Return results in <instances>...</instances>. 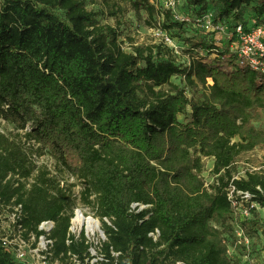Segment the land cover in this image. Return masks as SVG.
I'll list each match as a JSON object with an SVG mask.
<instances>
[{"label": "trees", "instance_id": "obj_1", "mask_svg": "<svg viewBox=\"0 0 264 264\" xmlns=\"http://www.w3.org/2000/svg\"><path fill=\"white\" fill-rule=\"evenodd\" d=\"M123 1L138 20L167 9L160 27L177 41L180 62L166 45L130 46L88 0H0V120L19 138L0 133V213L22 205L25 237L39 238L53 221L52 258L63 263L88 255L85 235L70 228L75 209L89 207L106 236L99 264H242L231 226L241 222L235 234L248 239V225L264 220L256 209L251 219L235 216L227 189L264 209V169L232 182L242 157L264 148V75L230 46L238 26H264V0H179L175 9L193 21L175 20L163 0ZM111 6L112 17L123 13ZM188 26L202 34L173 35ZM204 158L213 162L210 184ZM0 264H22L1 241Z\"/></svg>", "mask_w": 264, "mask_h": 264}, {"label": "built area", "instance_id": "obj_2", "mask_svg": "<svg viewBox=\"0 0 264 264\" xmlns=\"http://www.w3.org/2000/svg\"><path fill=\"white\" fill-rule=\"evenodd\" d=\"M178 4L179 0L165 1V5L167 8L175 9ZM216 29H219V27L212 28L211 30L215 31ZM235 36L236 40L232 42L230 50L236 53L239 59H241V61H243L246 66L250 67L257 73L264 75V26H256L250 31H246L243 26H238ZM165 37V39L167 40V44L173 43L174 41V45L170 48L174 50V57H176L178 62H180V60L183 58L181 50L177 46V41L171 39L166 35ZM209 83H212L211 80H209ZM247 170L260 171L261 169L250 168ZM247 170L237 173L233 177L232 182L244 177ZM80 190L81 187H77V196L79 195ZM227 192L228 199L232 203V208L234 210L235 216H237L241 220L251 219L252 211L254 209L261 212L264 210L260 208L256 203L251 202L252 196L250 195V193L237 190V188L233 184L229 186ZM138 206L139 205H134V208ZM145 208L147 207L140 206L139 211ZM83 210V208L75 209L70 228V233L76 238H79L82 233L85 235L87 244L89 245V249L88 255H86L83 260H80L78 257L72 256L71 254H69V256L71 257L70 260L64 263L60 260H54L52 258L51 249L53 247L54 241L50 238V234L55 228V223L53 221H46L40 225L39 230L43 234L39 238H37L33 234H28L27 237H25V230L20 224V222L23 220L22 205H15L13 206L11 211L4 212L3 214L0 213V241L8 251L14 253L17 262L22 264H99L106 260L105 255L102 254V244L106 241V236L102 230V223L100 222V220L95 218L92 214L86 215ZM78 217H81V219L78 220ZM91 219L95 223L89 224L88 220ZM76 221H79L84 225H95L97 227L99 235L101 236V239L98 242L91 241L90 235L88 234L87 230L82 227H80V229L76 231L74 227V222ZM105 221L109 225H112L108 219H105ZM76 232L78 233L76 234ZM150 236L157 241L159 239L160 232L156 230V232L151 233ZM236 238V241H234V249L241 246V243H239L241 239L247 240L246 238H244V233L242 230L236 233ZM68 243H70V241H68ZM112 254L114 257L119 256V254L115 252H112ZM242 264L252 263H247L246 261Z\"/></svg>", "mask_w": 264, "mask_h": 264}, {"label": "rangeland", "instance_id": "obj_3", "mask_svg": "<svg viewBox=\"0 0 264 264\" xmlns=\"http://www.w3.org/2000/svg\"><path fill=\"white\" fill-rule=\"evenodd\" d=\"M166 1V0H163ZM113 2H119L121 4V7L123 8V13L117 15L116 17H112L111 13L112 11V3ZM89 4V10H92L94 12L98 13V20L102 24H111L114 26L121 25V29L123 30V38L126 39L127 42H130L128 38H131L134 40V43H129L135 46H147L150 44H156V45H166L167 40L165 39V35L169 37V34L162 30L160 25H163V21L160 19V13H162L164 10L167 9H157L154 16L149 17L148 13L146 11H142V19L138 20L135 17V13L132 10L131 6L127 4L123 0H88ZM210 9H214L213 7H210ZM252 8H245V12L243 13L246 17V19H249L252 17ZM173 18L175 20L177 19H187L193 21L195 19L194 16H189L187 14L186 9H181L179 6V9H173L171 10ZM244 17V18H245ZM205 26H209L208 22H204ZM187 29H173L172 33L173 35H179L183 40L184 39H192L194 35L197 33H200L196 30V28H193L191 26L186 27ZM161 30V31H160ZM127 36V37H126ZM204 36V35H202ZM205 38V36L203 37ZM198 39V38H197ZM227 39L223 37L222 42H217L218 44L222 43L221 47H224ZM228 42V41H227ZM174 45L173 43H168L167 47H172ZM128 48L129 45H128ZM131 49V48H130ZM163 59H171L168 52L164 50ZM174 83L180 85L181 87L185 86V82L182 80V78H175ZM182 122L185 121L184 117L180 119ZM257 127L260 129H264V123H258ZM0 133H4L8 137H11L12 139L18 138V131L15 129L14 125L8 122H2L0 120ZM19 139V138H18ZM25 148H29L31 145L24 143ZM34 145V143H33ZM34 159L36 160V163L38 164H44L47 165L51 170L54 169L55 163L52 159H50L48 156H35ZM204 171H203V178L207 183H213L214 177L212 173V166L213 162L211 159L204 158ZM250 168H257V169H264V148H258L256 151L245 154L241 161L237 163L233 168V173H239L241 171H245ZM71 182L73 181L70 179ZM84 209V208H83ZM84 213L86 215H91L93 213V209L86 207L84 210ZM262 218L264 220V210L261 212ZM232 221L229 220L228 224L231 226ZM241 223V222H240ZM239 223V224H240ZM234 226H231L232 232L230 236V242L236 241L237 238H235V230L237 227L233 223ZM75 230L78 231L80 227L85 228L90 235V239L93 242H98L101 239V236L98 233L97 227L95 225H84L80 223L79 221L74 222ZM100 229V228H99ZM258 231V232H255ZM259 232H261V235H259ZM78 232H76L77 234ZM255 233V234H254ZM239 237V236H238ZM247 240L241 239L239 243H241V247L237 249V253L239 255V259L243 262L252 263V264H264V226L260 223L257 225L249 224L247 228ZM239 251V252H238ZM238 257V256H237ZM167 264H173L172 261H167Z\"/></svg>", "mask_w": 264, "mask_h": 264}, {"label": "bare ground", "instance_id": "obj_4", "mask_svg": "<svg viewBox=\"0 0 264 264\" xmlns=\"http://www.w3.org/2000/svg\"><path fill=\"white\" fill-rule=\"evenodd\" d=\"M81 217H78V220H80ZM89 224H92V223H95L92 219L91 220H88Z\"/></svg>", "mask_w": 264, "mask_h": 264}, {"label": "crops", "instance_id": "obj_5", "mask_svg": "<svg viewBox=\"0 0 264 264\" xmlns=\"http://www.w3.org/2000/svg\"><path fill=\"white\" fill-rule=\"evenodd\" d=\"M259 235H261V232H259Z\"/></svg>", "mask_w": 264, "mask_h": 264}]
</instances>
